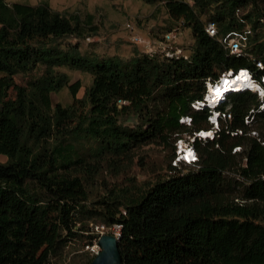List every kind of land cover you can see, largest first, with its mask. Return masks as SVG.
I'll use <instances>...</instances> for the list:
<instances>
[{"label": "trees", "instance_id": "trees-1", "mask_svg": "<svg viewBox=\"0 0 264 264\" xmlns=\"http://www.w3.org/2000/svg\"><path fill=\"white\" fill-rule=\"evenodd\" d=\"M139 1L163 4L192 31L190 57L143 54L125 63L63 49L57 40L97 34L92 16L83 21L47 2L0 0V156L7 157L0 163V264H50L62 232L75 237L84 230L78 223L89 201L85 179L102 166L101 154H112L118 171L117 158L154 143L171 153L169 175L100 203L102 223L122 226L123 264H264V112L245 124L259 106L257 94H232V120L214 140L196 139L199 167L173 165L183 134L210 129L208 110L192 108L205 81L229 70L264 74L249 58L229 56L206 27L225 35L250 26L251 52L264 64V0ZM42 67L27 85L17 83ZM60 67L93 75L83 98L81 81L70 84ZM66 87L73 103L54 107L52 93ZM184 117L191 125L180 122ZM91 141L98 143L97 165L85 157ZM238 146L245 150L234 154ZM230 171L240 178L227 179ZM239 184H246L243 194Z\"/></svg>", "mask_w": 264, "mask_h": 264}, {"label": "rangeland", "instance_id": "rangeland-1", "mask_svg": "<svg viewBox=\"0 0 264 264\" xmlns=\"http://www.w3.org/2000/svg\"><path fill=\"white\" fill-rule=\"evenodd\" d=\"M9 2L30 5L47 2L54 10L66 15H79L83 21H87L88 16H92L94 25L98 27L97 34L92 35L89 31V34L86 33L83 37H65L55 42L63 49L76 46L83 55L100 58L116 57L129 63L143 54L164 57V54L172 52L179 56L190 57L195 49L192 31L187 29L183 22L171 19L163 4L150 5L139 0H9ZM250 10L251 7H248L242 10V13ZM127 23L132 25L133 30L126 28ZM169 33L175 35L171 41L166 39ZM134 35L140 36L143 42L135 43ZM40 69L30 75L17 76V83L27 85L35 76L42 74L44 67ZM57 72L67 74L70 84L81 81L82 87L77 94L78 98H83L86 90L93 84L94 78L91 73L68 67L57 68ZM51 97L54 107L59 103L65 107L73 103L68 87L52 93ZM180 139H183L180 143L183 148L193 141L188 134H183ZM84 151L88 161L97 165L95 156L98 153V143L89 142ZM170 156L171 153L163 147L155 143L148 144L133 150L130 155L117 158L120 159L117 163L119 167L117 171L113 165L115 157L112 154L102 153L100 156L101 159L103 158L102 166L98 172L85 179L89 201L84 204L81 220L78 223L84 230L77 232L75 237L62 232L61 240L53 251L50 264L90 263L95 257L93 250L100 248L97 236L99 237L102 232L115 234L112 229L101 231L103 221L99 216L100 203L121 191L137 193L143 186L151 185L169 175ZM6 161L7 157L0 156V163ZM226 176L227 179L240 178L238 173L232 171L227 172ZM245 186L246 184L237 185L238 192L243 194Z\"/></svg>", "mask_w": 264, "mask_h": 264}, {"label": "built area", "instance_id": "built-area-1", "mask_svg": "<svg viewBox=\"0 0 264 264\" xmlns=\"http://www.w3.org/2000/svg\"><path fill=\"white\" fill-rule=\"evenodd\" d=\"M241 19V18H240ZM242 22H245V20L241 19ZM126 28L129 30H133L132 25L130 23H127ZM207 33L211 37H217L219 42L223 45L224 49L227 51L229 56L232 57H244V58H249L256 68L260 71H264V64L263 62L255 56L251 50H252V45L250 43V37L253 34L252 29L250 26H247L243 31H237V32H229L226 33L225 35H219V31L217 30L216 27L209 25L206 27ZM175 37L174 34L169 33L166 35V39L171 41ZM133 41L135 43H141L143 42V39L140 36L134 35L133 36ZM164 56L168 58H173V57H179V55L173 54L172 52L167 53ZM185 58H188L185 56ZM246 72L250 81L253 83L257 84V91H254L251 88H245L243 90L237 91V90H231L228 93H225L224 96L222 97V100L220 99L219 101L216 102L215 106H212L211 103L208 101V96L210 93L209 85L211 84L213 87H217L219 84L222 83L223 77L230 76L232 77L235 75V79L237 76L242 73ZM244 92H252L257 94L259 98V106L257 109H252L249 113L248 116L245 117V124L251 126L253 123L256 121V117L259 113L264 112V74L260 75V77H257L255 73L247 68V69H241L238 71L235 70H229L223 74L220 75L218 79H213L209 78L205 81V91L202 100H196L195 102L192 103V108L195 110H205L207 109L209 112L208 116V122L210 125L209 130H202L198 133H195L194 135L191 136V139L193 140L191 143H187L184 148L181 146V142H183V139H179L176 143V157L173 160V165L178 166L179 168L182 165H187V166H193V167H199L200 163V156L197 151V148L195 146V141L198 138L199 140H207V138L202 137V134L205 131H210L214 133V137L209 138L210 140H214V138L217 136L218 132L222 129L224 124L227 123V121L232 120V115L230 114V108L232 107L231 105V95L234 93H244ZM120 106L122 105H127L128 102L124 101H119ZM182 123H186L187 125H191L192 119L190 117H184L180 120ZM228 133H230L233 136H237L240 134H243L241 130L236 131V132H231V130H227ZM252 136H259V133L257 131H252L251 132ZM260 140V139H259ZM264 144V142H262ZM245 150V146H238L233 149V153H242ZM242 166L246 167L247 166V159L244 158L242 162ZM121 228L122 226L120 224H115L113 226H106L103 224L101 226V231H107V230H114L115 234L114 235L116 238H120L121 236ZM102 234L105 233H100L99 238ZM109 234V233H107ZM90 248V246H88ZM94 255L96 256L100 252L99 250H93Z\"/></svg>", "mask_w": 264, "mask_h": 264}, {"label": "bare ground", "instance_id": "bare-ground-1", "mask_svg": "<svg viewBox=\"0 0 264 264\" xmlns=\"http://www.w3.org/2000/svg\"><path fill=\"white\" fill-rule=\"evenodd\" d=\"M235 76V75H234ZM230 76L223 77L222 83L219 84L217 87H213L211 84L209 85L210 93L208 96V101L211 103L212 106L216 105V102L220 99L222 100V97L225 93H228L231 90H243L245 88H251L254 91H257V84L250 81L248 75L246 72L240 73L237 78H229ZM213 132H204L202 134V137L205 138H211L213 137ZM183 148V146H182Z\"/></svg>", "mask_w": 264, "mask_h": 264}, {"label": "water", "instance_id": "water-1", "mask_svg": "<svg viewBox=\"0 0 264 264\" xmlns=\"http://www.w3.org/2000/svg\"><path fill=\"white\" fill-rule=\"evenodd\" d=\"M119 240L112 234H102L98 240L101 250L90 264H123Z\"/></svg>", "mask_w": 264, "mask_h": 264}]
</instances>
